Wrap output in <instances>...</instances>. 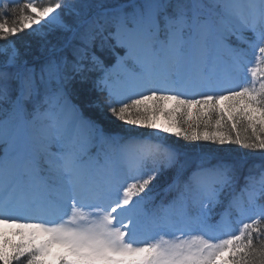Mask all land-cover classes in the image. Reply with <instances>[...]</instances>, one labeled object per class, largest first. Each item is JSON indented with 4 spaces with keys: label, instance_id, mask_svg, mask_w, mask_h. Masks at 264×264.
Masks as SVG:
<instances>
[{
    "label": "snow or ice",
    "instance_id": "obj_1",
    "mask_svg": "<svg viewBox=\"0 0 264 264\" xmlns=\"http://www.w3.org/2000/svg\"><path fill=\"white\" fill-rule=\"evenodd\" d=\"M0 264H264V0H0Z\"/></svg>",
    "mask_w": 264,
    "mask_h": 264
},
{
    "label": "trees",
    "instance_id": "obj_2",
    "mask_svg": "<svg viewBox=\"0 0 264 264\" xmlns=\"http://www.w3.org/2000/svg\"><path fill=\"white\" fill-rule=\"evenodd\" d=\"M38 38L32 36L27 30L19 36L17 43L21 45L22 50L24 47H30L32 52L38 51ZM96 54L99 55L102 59L105 60L107 64L112 63L115 60V56H113L107 49L101 50L99 47L96 49ZM76 93L73 96V103H77L81 106L82 110L84 111L85 115H92L94 118L100 119L101 123L105 125V130L110 132H125L124 129L126 128L122 125L117 123L109 124L107 121H104L101 117L98 116L96 111L89 107V102L94 98V88L91 81H85L83 83H77ZM160 116V115H159ZM139 132H144L146 135H152L153 130L147 128H137ZM172 140V144H175L182 150H188L192 153L196 152V150L201 151H210L213 152L214 155L217 157L219 156L226 159L228 162H241L246 161L245 166L241 169L243 174H247L248 168L251 167L253 164H259L262 162V157L259 152H252L247 149H243L238 145H224L220 146L218 144H214L212 142H205V141H185L182 138H177L173 136L172 138L169 137V140ZM172 173L166 172L164 173L156 182L159 188H163L168 182L172 179Z\"/></svg>",
    "mask_w": 264,
    "mask_h": 264
},
{
    "label": "rangeland",
    "instance_id": "obj_3",
    "mask_svg": "<svg viewBox=\"0 0 264 264\" xmlns=\"http://www.w3.org/2000/svg\"><path fill=\"white\" fill-rule=\"evenodd\" d=\"M39 2H41V3H47L48 0H39ZM157 123H160V124L166 125V124H167V118H166L165 116H163V115H160V116L157 117ZM136 129H137V128H135V127H133V126H130V127H127L126 129H124V131H125V134L130 133V134L133 135V136H140L142 132H139V131L136 130ZM123 135H124V134H123ZM162 135H165V136L167 137V140H168L169 137L172 138V137L174 136V135H172V136H167V134H162ZM140 137H147V136L141 135ZM170 141H172V140L170 139ZM174 142H175V139H174ZM182 151H183L184 153L187 154V157H188V158L190 159V161L192 162L193 167L195 166V162L199 163L201 156H205V155H207V154H204V153H197V152H201V151H199V150H196L195 153H192L191 151H188V150H185V151L182 150ZM210 162H211L212 164H215V163H216V162H215L214 160H212V159H210ZM53 251H56V249L54 248Z\"/></svg>",
    "mask_w": 264,
    "mask_h": 264
}]
</instances>
